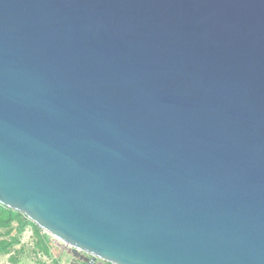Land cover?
<instances>
[{"label": "water", "instance_id": "obj_1", "mask_svg": "<svg viewBox=\"0 0 264 264\" xmlns=\"http://www.w3.org/2000/svg\"><path fill=\"white\" fill-rule=\"evenodd\" d=\"M0 203L76 264H264V0H0Z\"/></svg>", "mask_w": 264, "mask_h": 264}, {"label": "trees", "instance_id": "obj_2", "mask_svg": "<svg viewBox=\"0 0 264 264\" xmlns=\"http://www.w3.org/2000/svg\"><path fill=\"white\" fill-rule=\"evenodd\" d=\"M28 228L36 237V247L44 254H51L50 246L42 235V229L24 213L0 203V256L10 255V259L15 261L19 251L14 247L21 243V237ZM55 264H58L57 259Z\"/></svg>", "mask_w": 264, "mask_h": 264}, {"label": "rangeland", "instance_id": "obj_3", "mask_svg": "<svg viewBox=\"0 0 264 264\" xmlns=\"http://www.w3.org/2000/svg\"><path fill=\"white\" fill-rule=\"evenodd\" d=\"M42 235L47 240L51 254L47 255L40 251L36 246V237L28 228L21 237V243L15 245V250L19 251L16 260L12 261L10 255H1L0 264H76L74 256L68 252L64 246H70L60 239H56L52 235L42 230ZM99 261L98 264H102ZM107 263V262H106Z\"/></svg>", "mask_w": 264, "mask_h": 264}, {"label": "bare ground", "instance_id": "obj_4", "mask_svg": "<svg viewBox=\"0 0 264 264\" xmlns=\"http://www.w3.org/2000/svg\"><path fill=\"white\" fill-rule=\"evenodd\" d=\"M50 235H52V234H50ZM53 237H55L54 235H52ZM56 239H59V238H57V237H55ZM65 243V242H64Z\"/></svg>", "mask_w": 264, "mask_h": 264}, {"label": "flooded vegetation", "instance_id": "obj_5", "mask_svg": "<svg viewBox=\"0 0 264 264\" xmlns=\"http://www.w3.org/2000/svg\"><path fill=\"white\" fill-rule=\"evenodd\" d=\"M102 264H103V262H102Z\"/></svg>", "mask_w": 264, "mask_h": 264}]
</instances>
